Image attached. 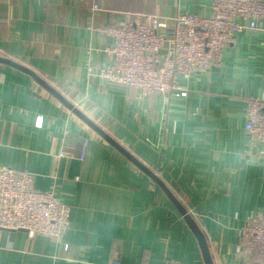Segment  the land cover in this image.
I'll return each mask as SVG.
<instances>
[{"label":"crops","instance_id":"0c3cea01","mask_svg":"<svg viewBox=\"0 0 264 264\" xmlns=\"http://www.w3.org/2000/svg\"><path fill=\"white\" fill-rule=\"evenodd\" d=\"M211 2L0 0V58L47 82L152 172L198 225L213 264H259L238 248V229L264 210V159L244 157L243 117L247 98L264 99V20L235 36L219 67L179 76L167 96L87 75L88 64L111 63L113 44L89 26L118 25L127 13L209 17ZM0 166L32 172L35 189H52L70 210L60 241L0 230V264H204L151 178L32 76L1 62Z\"/></svg>","mask_w":264,"mask_h":264},{"label":"built area","instance_id":"2783aa9c","mask_svg":"<svg viewBox=\"0 0 264 264\" xmlns=\"http://www.w3.org/2000/svg\"><path fill=\"white\" fill-rule=\"evenodd\" d=\"M92 9L97 10V5ZM210 10L209 17L127 13L118 25L89 26L113 44L107 49L111 63L104 67L88 64L87 75L136 90L140 96L172 94L178 90L179 76L187 78L219 67L223 50L234 44L235 36L244 30H261L259 24L264 20V0H212ZM243 117L244 157L264 159V99L247 98ZM36 125H41V118ZM65 154L61 151L58 156ZM34 177L28 170L0 166V230L24 231L29 239L43 236L60 241L69 227V207L52 189L36 190ZM238 248L256 254L258 263L264 264V210L246 216L238 229Z\"/></svg>","mask_w":264,"mask_h":264},{"label":"water","instance_id":"95a60500","mask_svg":"<svg viewBox=\"0 0 264 264\" xmlns=\"http://www.w3.org/2000/svg\"><path fill=\"white\" fill-rule=\"evenodd\" d=\"M1 63H5L9 66L22 70L23 72L32 76L37 83H39L42 87H44L52 96H54L58 101H60L64 106L70 109L75 115H77L82 121H84L89 127H91L97 134H99L104 140H106L111 146H113L116 150H118L123 156L127 158L132 164H134L139 170L145 173L149 178H151L166 194V196L171 200L174 206L182 215L184 221L194 234L201 254L204 264H213L210 250L205 240L203 234L201 233L196 222L191 218V216L178 204V202L171 196L168 190L163 186V184L155 177V175L150 172L145 166H143L140 162H138L134 157H132L128 152H126L122 147H120L116 142H114L109 136H107L100 128H98L95 124H93L88 118H86L77 108H75L70 102H68L58 91H56L53 87H51L47 82L36 76L33 72L28 69L20 66L17 63H14L8 59L0 58Z\"/></svg>","mask_w":264,"mask_h":264}]
</instances>
